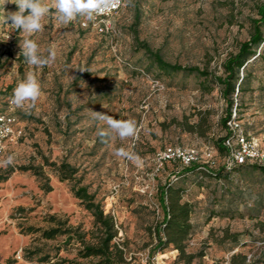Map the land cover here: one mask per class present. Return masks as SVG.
<instances>
[{
	"label": "rangeland",
	"instance_id": "obj_1",
	"mask_svg": "<svg viewBox=\"0 0 264 264\" xmlns=\"http://www.w3.org/2000/svg\"><path fill=\"white\" fill-rule=\"evenodd\" d=\"M260 5L264 0H124L111 36L83 28L84 17L64 25L52 9L42 20L43 31L31 36L42 56L50 49L56 53L44 67L27 64L20 54L26 34L0 22V113L14 114L23 129L21 139L6 144L0 169L39 166V153L78 168L83 185L116 222L113 243L123 251V264H183L172 247L153 254L154 228L162 217L159 188L168 184L180 187L183 201L194 205L196 233L187 252L204 256L193 264H230L240 254L248 263L264 257V173L247 166L218 180L199 171L174 175L171 165L158 169L154 157L165 147L215 148L223 133L224 101L211 78L161 72L142 46L170 64L222 76L225 59L249 39ZM3 7L18 10L10 2L0 3ZM29 71L40 81L42 95L33 106L26 102L19 108L10 102ZM247 74L236 117L264 151V51ZM93 111L135 120L137 135L101 137L107 125L94 119ZM186 124L202 125L204 134L187 132ZM120 149L127 155H118ZM218 154L222 161L224 155ZM9 155L13 163L5 164ZM43 171L50 193L30 172L15 170L0 183V264H39L24 258L33 250L47 259L44 264H95L96 258L80 256L82 243L75 235L55 240L26 235L28 227H53L47 218L57 216L68 219L87 244L96 241L92 217L79 206L70 184L47 167Z\"/></svg>",
	"mask_w": 264,
	"mask_h": 264
},
{
	"label": "trees",
	"instance_id": "obj_2",
	"mask_svg": "<svg viewBox=\"0 0 264 264\" xmlns=\"http://www.w3.org/2000/svg\"><path fill=\"white\" fill-rule=\"evenodd\" d=\"M257 14L259 18L253 21V28L249 39L242 42L237 52L230 54L223 62L222 76L214 75L210 77L206 71L196 67H181L177 64H170L158 52L152 51L147 45H142L145 53L161 72L186 73L197 75L200 78H211L220 86V94L224 101V112L220 119L223 133L216 139L215 148H208L224 156L227 154L224 142L233 137L228 123L231 121L234 113L237 116L238 94L242 91L244 82L248 77L249 67L262 56V51H264V5H260L257 8ZM202 129V125L198 124L185 125L187 132H199L201 136L204 134ZM39 157L42 162L39 166L31 164L17 168L8 166L6 169H0V183L6 182L15 170L30 172L36 178L39 188L44 193H50L52 191L50 179L43 171L45 167L49 168L61 183L68 182L70 184L71 194L79 201V206L91 215L93 225L97 231V237L94 244H87L83 241L84 237L79 235L77 229L69 224L68 219L62 220L57 216H49L47 218V222L52 224L53 227L48 229L28 227L26 235H38L41 240H55L60 236H67L68 239H73V235H75L79 242L82 243V249L79 252L82 258H96L98 261L95 264H123V251L118 245L113 243L118 235L116 222L109 213H105L103 204L97 199V196L89 191L88 186L83 185V179L79 175L78 168L65 160L59 163L52 162L41 153H39ZM167 165H171L174 168V175L183 170L185 173L199 171L218 180H221L226 174L236 169H243L247 166L256 167L264 173V165L257 164L240 165L231 170H227L222 165L216 169H209L199 164L185 168L178 163H167L164 167ZM183 194L184 191L180 187H172L171 184L159 188L158 203L162 217L161 221L154 228L156 245L153 249V254L162 253L168 247H172L178 252V261L183 262V264H193L197 258H202L204 255L203 253L187 252L189 242L196 233V228L191 222V217L194 214V205L183 201ZM19 210L24 211V209ZM39 254V250L25 251L24 258L28 262L36 260L39 264H44L47 259L45 257H37ZM7 264L13 263L8 261ZM230 264H264V257L248 263L245 256L241 254L233 255Z\"/></svg>",
	"mask_w": 264,
	"mask_h": 264
},
{
	"label": "clouds",
	"instance_id": "obj_3",
	"mask_svg": "<svg viewBox=\"0 0 264 264\" xmlns=\"http://www.w3.org/2000/svg\"><path fill=\"white\" fill-rule=\"evenodd\" d=\"M6 2L17 6L16 11L5 12L0 9V22L8 24L14 29L26 34L19 43L20 54L25 58L27 64L35 67H44L54 62L56 53L49 50L48 56H42L38 43L31 38L35 33L43 31L42 20L49 15L52 9L58 21L64 25L76 20L77 17H84L88 21L95 19V16L112 6L113 0H0L3 6ZM85 72L84 70H79ZM42 95L40 81L34 72L29 71L25 79L14 89L11 103L16 107L23 108L28 103L33 106ZM96 120L103 121L107 129L99 132L101 137L115 134L121 140L133 138L137 135V122L132 119L118 120L104 112L93 111ZM118 155H127L123 149L118 150ZM14 157L9 155L4 161L5 164H12Z\"/></svg>",
	"mask_w": 264,
	"mask_h": 264
},
{
	"label": "built area",
	"instance_id": "obj_4",
	"mask_svg": "<svg viewBox=\"0 0 264 264\" xmlns=\"http://www.w3.org/2000/svg\"><path fill=\"white\" fill-rule=\"evenodd\" d=\"M123 4L124 0H113L111 7L96 15L94 20L83 23V28H90L99 35L111 36L115 33L114 17L122 9ZM228 127L233 137L224 142L227 154L222 161L218 159L219 154L208 147L197 149L169 146L155 154L158 169L167 163H178L185 168L199 164L209 169H216L222 165L227 170L240 165L264 164V151L261 150L259 141L243 129L236 113L233 114ZM22 136L23 129L19 127L16 117L11 112L0 114V158L4 156L6 144L16 142Z\"/></svg>",
	"mask_w": 264,
	"mask_h": 264
},
{
	"label": "bare ground",
	"instance_id": "obj_5",
	"mask_svg": "<svg viewBox=\"0 0 264 264\" xmlns=\"http://www.w3.org/2000/svg\"><path fill=\"white\" fill-rule=\"evenodd\" d=\"M158 259H159V257H158Z\"/></svg>",
	"mask_w": 264,
	"mask_h": 264
}]
</instances>
